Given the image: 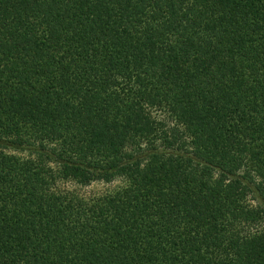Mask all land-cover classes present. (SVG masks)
<instances>
[{
  "label": "trees",
  "instance_id": "16d2710c",
  "mask_svg": "<svg viewBox=\"0 0 264 264\" xmlns=\"http://www.w3.org/2000/svg\"><path fill=\"white\" fill-rule=\"evenodd\" d=\"M0 264H264V0H0Z\"/></svg>",
  "mask_w": 264,
  "mask_h": 264
},
{
  "label": "rangeland",
  "instance_id": "374dc122",
  "mask_svg": "<svg viewBox=\"0 0 264 264\" xmlns=\"http://www.w3.org/2000/svg\"><path fill=\"white\" fill-rule=\"evenodd\" d=\"M15 153L20 154V155H26V151L22 150H13ZM121 181L120 180H114L112 182H104V181H95L92 182L91 184L87 186H80L76 183L72 182H65L62 184L64 187H69L72 189H76L80 193H83L87 196H96L102 193H105L106 191H110L120 185Z\"/></svg>",
  "mask_w": 264,
  "mask_h": 264
}]
</instances>
